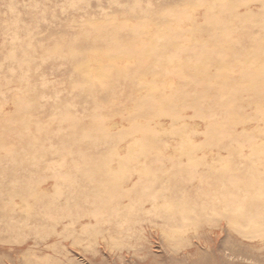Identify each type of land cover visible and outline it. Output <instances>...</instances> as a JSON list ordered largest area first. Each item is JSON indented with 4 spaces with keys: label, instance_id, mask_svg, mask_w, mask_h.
Instances as JSON below:
<instances>
[{
    "label": "rangeland",
    "instance_id": "1",
    "mask_svg": "<svg viewBox=\"0 0 264 264\" xmlns=\"http://www.w3.org/2000/svg\"><path fill=\"white\" fill-rule=\"evenodd\" d=\"M0 264H264V0H0Z\"/></svg>",
    "mask_w": 264,
    "mask_h": 264
},
{
    "label": "bare ground",
    "instance_id": "2",
    "mask_svg": "<svg viewBox=\"0 0 264 264\" xmlns=\"http://www.w3.org/2000/svg\"><path fill=\"white\" fill-rule=\"evenodd\" d=\"M231 194V193H230Z\"/></svg>",
    "mask_w": 264,
    "mask_h": 264
}]
</instances>
